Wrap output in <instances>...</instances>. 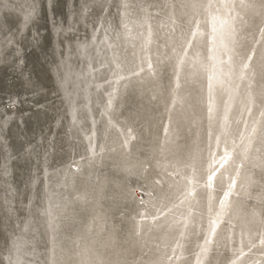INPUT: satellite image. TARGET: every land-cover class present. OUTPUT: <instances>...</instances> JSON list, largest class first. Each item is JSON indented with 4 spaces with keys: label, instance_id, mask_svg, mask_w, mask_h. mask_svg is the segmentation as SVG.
<instances>
[{
    "label": "bare ground",
    "instance_id": "obj_1",
    "mask_svg": "<svg viewBox=\"0 0 264 264\" xmlns=\"http://www.w3.org/2000/svg\"><path fill=\"white\" fill-rule=\"evenodd\" d=\"M0 264H264V0H0Z\"/></svg>",
    "mask_w": 264,
    "mask_h": 264
},
{
    "label": "rangeland",
    "instance_id": "obj_2",
    "mask_svg": "<svg viewBox=\"0 0 264 264\" xmlns=\"http://www.w3.org/2000/svg\"><path fill=\"white\" fill-rule=\"evenodd\" d=\"M75 159H73L72 161H74ZM72 161L70 162L71 164H70V166L72 167ZM141 194H144L145 195V192H143V191H141ZM143 195V196H144ZM142 197V195L140 196V198ZM140 198H139V200H140ZM142 201V200H141Z\"/></svg>",
    "mask_w": 264,
    "mask_h": 264
}]
</instances>
